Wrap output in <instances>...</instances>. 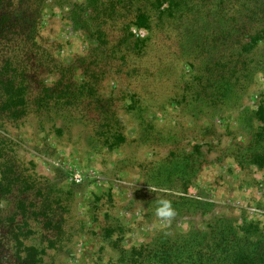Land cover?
<instances>
[{"label": "trees", "instance_id": "trees-1", "mask_svg": "<svg viewBox=\"0 0 264 264\" xmlns=\"http://www.w3.org/2000/svg\"><path fill=\"white\" fill-rule=\"evenodd\" d=\"M51 0H0V127L30 115L89 126L90 138L112 144L126 140L115 105L141 117V134L153 122L150 110H164L177 100L194 121L209 122L229 108L244 112L241 96L264 63V0H82L69 4L72 24L87 34L88 53L63 64L40 41V20ZM148 30L141 39L131 29ZM182 62L193 70L179 72ZM55 74L51 83L46 76ZM116 76L117 92L103 98L100 84ZM261 122L247 145L236 150L240 165L264 168V92ZM155 124V121H154ZM147 139H162L158 131ZM147 141V140H145ZM202 152L175 147L167 160L148 168L156 209L164 203L169 225L147 243L125 248L123 225L105 220L101 234L116 247L115 264H264V231L258 224L220 216L206 227L194 218L209 212L208 201L187 193L197 177ZM195 157L196 162L193 161ZM158 164V163H157ZM0 264H46L49 248L64 240L67 216L49 179L35 174L12 153L0 133ZM190 222L179 231L175 222Z\"/></svg>", "mask_w": 264, "mask_h": 264}, {"label": "rangeland", "instance_id": "rangeland-1", "mask_svg": "<svg viewBox=\"0 0 264 264\" xmlns=\"http://www.w3.org/2000/svg\"><path fill=\"white\" fill-rule=\"evenodd\" d=\"M70 2L82 0H51L40 20V41L63 64L87 54L91 46L85 31L69 19ZM131 30L143 40L149 37L148 30ZM179 72L186 79L193 76L187 62L180 64ZM54 77L47 75L48 83ZM117 85L116 76L107 78L100 84V95L114 96ZM263 92L264 63L241 96L244 112L229 108L209 122L194 121L180 99L164 110L145 113L153 128L146 127L142 134L138 127L141 117L124 110L134 104L133 98L122 95L115 105L120 108L117 112L126 140L119 144L104 137L90 138V127L82 123L63 127L61 120L41 121L35 115L1 126L0 133L9 140L13 155L35 174L49 179L55 196L65 205L64 240L47 250L46 264H115L116 247L101 234L105 220L123 225L120 244L125 248L149 242L168 226L167 216L157 214L147 179L151 164L167 160L175 147L198 149L203 154L204 162L187 190L190 196L211 204L209 212L193 217L197 227L206 228L215 217L224 216L239 223L254 222L264 231V168L240 165L235 157L236 150L247 145L251 131L261 126L253 113ZM154 130L164 140L174 138L176 144L147 139ZM9 206V200L0 201V208ZM175 226L185 231L190 222L178 220Z\"/></svg>", "mask_w": 264, "mask_h": 264}, {"label": "clouds", "instance_id": "clouds-1", "mask_svg": "<svg viewBox=\"0 0 264 264\" xmlns=\"http://www.w3.org/2000/svg\"><path fill=\"white\" fill-rule=\"evenodd\" d=\"M150 190L153 191V192L155 191V189H153L151 187H150ZM167 208H168V205L166 203H164L163 208L157 210V214L160 215V216L171 215V212L167 211Z\"/></svg>", "mask_w": 264, "mask_h": 264}]
</instances>
